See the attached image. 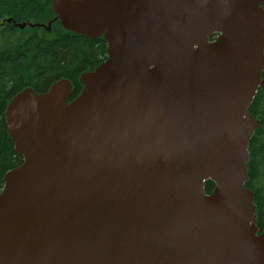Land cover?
Segmentation results:
<instances>
[{
	"label": "water",
	"instance_id": "95a60500",
	"mask_svg": "<svg viewBox=\"0 0 264 264\" xmlns=\"http://www.w3.org/2000/svg\"><path fill=\"white\" fill-rule=\"evenodd\" d=\"M262 3L53 0L108 57L75 100L62 79L6 109L24 160L0 193V264H264L244 187Z\"/></svg>",
	"mask_w": 264,
	"mask_h": 264
},
{
	"label": "trees",
	"instance_id": "16d2710c",
	"mask_svg": "<svg viewBox=\"0 0 264 264\" xmlns=\"http://www.w3.org/2000/svg\"><path fill=\"white\" fill-rule=\"evenodd\" d=\"M56 16L52 0H0V193L5 174L23 163V157L16 151L8 132L5 113L10 100L29 87L45 92L59 79L71 81L72 100L82 89L80 75L93 70L106 59L107 45L103 37L92 39L69 32ZM9 19L10 22L3 23ZM50 23L51 29L47 30ZM250 112L259 127L249 142V180L246 186L255 191L262 231L264 85L259 88ZM214 187L212 181L205 183L207 193Z\"/></svg>",
	"mask_w": 264,
	"mask_h": 264
},
{
	"label": "bare ground",
	"instance_id": "6f19581e",
	"mask_svg": "<svg viewBox=\"0 0 264 264\" xmlns=\"http://www.w3.org/2000/svg\"><path fill=\"white\" fill-rule=\"evenodd\" d=\"M58 19L62 22V25L64 26V23H63L62 19L60 18L59 14H58ZM240 57H243V54H240ZM233 75H234L233 73L229 74V76L227 77V80H229V78L232 77ZM228 82H229V81H228ZM256 82H257V81H256ZM256 86H257L256 83H254V85L252 84V87H251L250 92H249V93L246 95V97H245L246 101L249 99V97H250V95H251V91H252L254 88H256ZM244 109H245V110L248 109V105H247V104L244 106ZM244 114H245V113H242V115H244Z\"/></svg>",
	"mask_w": 264,
	"mask_h": 264
},
{
	"label": "rangeland",
	"instance_id": "374dc122",
	"mask_svg": "<svg viewBox=\"0 0 264 264\" xmlns=\"http://www.w3.org/2000/svg\"><path fill=\"white\" fill-rule=\"evenodd\" d=\"M21 27H24V25L22 24ZM104 61H105V60H104ZM11 101H12V99H11L10 102L8 103L7 109H8V107H9V104L11 103ZM21 164H22V163H21ZM21 164H20V165H21ZM212 182H213V181H212Z\"/></svg>",
	"mask_w": 264,
	"mask_h": 264
}]
</instances>
